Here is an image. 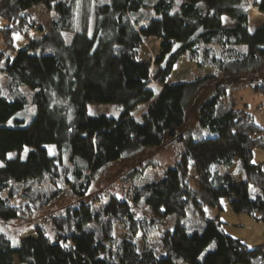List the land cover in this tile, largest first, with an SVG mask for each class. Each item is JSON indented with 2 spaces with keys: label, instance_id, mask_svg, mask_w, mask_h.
Segmentation results:
<instances>
[{
  "label": "trees",
  "instance_id": "16d2710c",
  "mask_svg": "<svg viewBox=\"0 0 264 264\" xmlns=\"http://www.w3.org/2000/svg\"><path fill=\"white\" fill-rule=\"evenodd\" d=\"M40 4L55 13L48 27L30 19ZM250 5L264 13V0H0L5 45L10 29L37 34L23 46L13 43L10 54L0 49V130L10 123L15 131L0 137V220L19 218L24 206H45L59 185L79 199L51 217L53 240L39 225L18 244L0 230V264H264V244L248 247L225 234L217 217L192 232L181 222L189 209L202 215L227 197L234 212L264 223V162L252 161L253 149L264 147V128L228 94L248 85L264 102V19L250 30ZM152 37L153 59L142 52ZM186 53L205 73L171 80ZM206 81L211 89L199 98ZM196 99L198 129L185 131L183 113ZM29 104L43 112L28 113ZM99 104L120 109L92 113ZM85 136L95 150L82 160L72 150ZM166 138L182 146L174 164L133 193L149 221L113 195L84 200L102 167ZM237 164L239 181L231 176ZM168 215L174 227L161 230ZM115 226L123 228L120 236ZM155 230L161 256L151 244Z\"/></svg>",
  "mask_w": 264,
  "mask_h": 264
},
{
  "label": "rangeland",
  "instance_id": "374dc122",
  "mask_svg": "<svg viewBox=\"0 0 264 264\" xmlns=\"http://www.w3.org/2000/svg\"><path fill=\"white\" fill-rule=\"evenodd\" d=\"M250 11V24L249 29L252 30L254 25L258 24L264 19V13L256 9V7L249 6ZM30 19H34L36 24H42L43 27H48V24L52 17L55 16L54 11H50L42 4L36 5L29 10ZM232 23L231 20H226V24ZM3 21L0 19V26ZM21 27V26H19ZM10 36L7 38L8 43L5 45L4 37L0 32V49L6 48L5 52L10 54L14 49H10L12 44L17 46H23L25 41L30 39L29 37L37 36L34 30L21 27L20 30H8ZM158 40L154 37L144 39L142 45V52L153 59L157 51ZM204 46H200L201 51ZM210 47H215L211 45ZM198 59V57H197ZM89 62L96 66L95 59L89 58ZM108 67L114 72L115 76L119 75V63L117 59L111 58L108 61ZM205 73L204 69L199 67L196 63L195 55L191 59L190 55L186 53L183 55L173 67L171 73V80H190L194 77H201ZM207 82V81H206ZM0 83L4 85L5 78L0 75ZM209 83H204L200 87L199 98L204 93L210 91ZM228 89V94L235 96V103L237 107L246 108L248 112L253 115L254 120L264 128V102L260 94L254 92L250 86L244 85L237 92ZM22 90L30 96V92L27 88ZM124 93H121L119 98L123 97ZM197 99L189 104L184 111L185 124L183 130L194 132L198 129L197 122ZM92 113L106 112L109 114L117 115L120 106L116 104L97 106H90ZM34 111L43 112L41 107H35L33 104H29L28 113ZM145 108L142 107L137 111V116L143 118ZM27 115V114H26ZM43 127L30 126L29 130L40 131ZM0 137L2 140L10 139L15 131L12 125L9 123L0 130ZM182 146L176 140L166 138L164 142L158 147H150L142 149L135 155H129L122 157L119 161L102 167L92 180L89 189L84 196V200H91L95 195H113L117 198L128 200L131 204L133 215L137 219L147 222L151 218V214L147 211L142 201H134V190L146 182L154 181L158 179L163 171L172 166L180 152ZM94 138L91 136H85L79 139L73 147L72 154L77 155L78 159H91L94 156ZM66 161V159H65ZM253 162H264V147H255L253 149ZM66 164L67 161L65 162ZM236 164V163H235ZM231 176L235 181H239L241 174L238 164L231 170ZM46 184H49L46 183ZM50 186V185H48ZM51 187V186H50ZM67 185H59L56 187L58 195L50 201L48 204L42 207L34 208L30 206H24L25 210L21 212L19 218L9 221L0 220V230L7 234L12 240L13 244H18V241L24 236L33 235L36 225L42 226L45 229L46 235L53 240L55 232L52 228L51 217L60 213L68 205H72L79 201L68 189ZM18 202V198H15ZM135 202V203H134ZM217 217L220 221V228L222 231L233 237L241 239L248 247H255L264 244V223L257 221L246 212H234L229 204L227 197H222L217 207L205 208V212L200 215L194 213L193 209H189L181 222L185 225L188 232L195 230H201L204 225V220L208 218ZM175 224L174 215H168L165 222L159 226L162 229L171 230ZM115 232L117 236H120L123 232V228L115 226ZM159 230H155L152 234L151 244L154 246L157 256L163 254L161 245L159 242ZM137 242L141 245V239L138 238ZM14 264H18L17 258H15ZM185 264V263H184Z\"/></svg>",
  "mask_w": 264,
  "mask_h": 264
},
{
  "label": "snow or ice",
  "instance_id": "6c2138e0",
  "mask_svg": "<svg viewBox=\"0 0 264 264\" xmlns=\"http://www.w3.org/2000/svg\"><path fill=\"white\" fill-rule=\"evenodd\" d=\"M64 247H67V245H64Z\"/></svg>",
  "mask_w": 264,
  "mask_h": 264
}]
</instances>
